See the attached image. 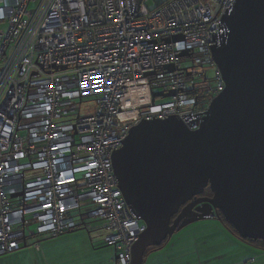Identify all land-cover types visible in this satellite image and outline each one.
Returning a JSON list of instances; mask_svg holds the SVG:
<instances>
[{
	"label": "built area",
	"instance_id": "built-area-1",
	"mask_svg": "<svg viewBox=\"0 0 264 264\" xmlns=\"http://www.w3.org/2000/svg\"><path fill=\"white\" fill-rule=\"evenodd\" d=\"M149 1L0 0V255L102 222L116 264L131 263L145 225L113 154L143 120L202 125L237 0Z\"/></svg>",
	"mask_w": 264,
	"mask_h": 264
},
{
	"label": "water",
	"instance_id": "water-1",
	"mask_svg": "<svg viewBox=\"0 0 264 264\" xmlns=\"http://www.w3.org/2000/svg\"><path fill=\"white\" fill-rule=\"evenodd\" d=\"M224 20L229 34L211 54L226 86L202 125L143 120L113 154L124 200L145 225L130 264L199 221L225 218L240 240L264 241V0H237Z\"/></svg>",
	"mask_w": 264,
	"mask_h": 264
},
{
	"label": "crops",
	"instance_id": "crops-1",
	"mask_svg": "<svg viewBox=\"0 0 264 264\" xmlns=\"http://www.w3.org/2000/svg\"><path fill=\"white\" fill-rule=\"evenodd\" d=\"M213 221H216V226L210 224L205 229H213L217 234L214 236H220L221 240L219 239L218 242H210V246L204 245L203 248L197 249V257H194L193 254H183L182 249L188 241L182 242L178 239L171 247H169V241L160 248L151 249L145 256L144 264H209L205 263L202 259L203 254L208 256L206 249H212L213 253L220 256L222 254V246L228 248L231 256L226 260H218L212 264H264V250L243 242L224 227L222 223L217 222L218 220ZM74 232H68L67 234ZM89 232L91 234L93 233L92 230ZM95 234L100 237V233ZM61 237L53 241H48V243H44L46 240L42 241L39 249L32 246L24 247L19 252L12 254L13 257L9 262H14L15 264H70V262L63 259L75 252L74 248H77L79 242L74 244L75 246L66 245L65 242L68 240V237L59 239ZM211 239L208 238V241ZM199 244L198 242L197 245ZM201 251H203V254ZM115 256L113 257V261L116 264ZM184 258H188V260Z\"/></svg>",
	"mask_w": 264,
	"mask_h": 264
},
{
	"label": "rangeland",
	"instance_id": "rangeland-1",
	"mask_svg": "<svg viewBox=\"0 0 264 264\" xmlns=\"http://www.w3.org/2000/svg\"><path fill=\"white\" fill-rule=\"evenodd\" d=\"M146 5L149 9L155 8V3L153 0L147 2ZM7 26L8 25H0V29H7ZM197 70L203 71V68H196L195 71L197 72ZM208 75L209 77H212L211 72H209ZM154 93L156 92H153L152 94ZM169 93H174V92H169ZM169 93L163 92V94H169ZM161 97L163 96H156V97L153 96V100L157 98L156 100L157 103H161L165 101V99H162ZM180 120L186 125V123L182 119ZM217 222L221 223L220 221ZM210 224L216 226V221L213 220L199 221L185 227L181 231L174 234V236L170 239L169 247H171V245H173V243L176 242L178 239H180V241L182 242L188 241V243L183 247L182 253L193 254L194 257L195 256L197 257V249L203 248L204 245L210 246V242H218L219 239L221 238L220 236H214L216 233L213 229H208V230L205 229L209 227ZM102 225H103L102 222H93L92 224L88 225L87 229L82 228L76 230L74 233L71 234L66 233V235H61L63 237L58 236L61 237L59 239L68 237V240L65 242L66 245L75 246L74 244L79 242L77 248H74L75 252H73L63 260L70 262V264H115V262L113 261V257L115 256L114 248L104 244L102 237H98L95 234V233H99V230H97L96 228H101ZM91 230L93 231L92 234L89 232ZM56 238L53 239L43 238L41 239L40 242L42 243V241L46 240L44 243H48V241H53ZM208 238H212V239L208 241ZM198 242L200 243L199 245H197ZM206 251L208 252V256L204 255L203 251H201V253L203 254L202 259L205 263H209V264H212L218 260L219 261L226 260L231 256V253H229V250L226 246H222L221 248L222 254H220V256H217L216 253H213L212 249H206ZM12 257H13L12 254L0 255V264H15L14 262H9V260H11ZM184 259L188 260V258H184Z\"/></svg>",
	"mask_w": 264,
	"mask_h": 264
},
{
	"label": "trees",
	"instance_id": "trees-1",
	"mask_svg": "<svg viewBox=\"0 0 264 264\" xmlns=\"http://www.w3.org/2000/svg\"><path fill=\"white\" fill-rule=\"evenodd\" d=\"M205 194L210 195V191L206 190ZM222 222L221 223L223 224V226L226 227L228 230H230L233 233V235L238 237V239H239V234L235 231L233 225L230 224L225 218H222ZM241 240L243 242L249 244V245H252L254 247H257L259 249L264 250V241L263 240H252V239H249V238H244V239H241Z\"/></svg>",
	"mask_w": 264,
	"mask_h": 264
},
{
	"label": "bare ground",
	"instance_id": "bare-ground-1",
	"mask_svg": "<svg viewBox=\"0 0 264 264\" xmlns=\"http://www.w3.org/2000/svg\"><path fill=\"white\" fill-rule=\"evenodd\" d=\"M141 93H144L145 91H143V89H139ZM132 129V128H131ZM130 129V131H131ZM130 131L128 132L127 136L129 135ZM127 138V137H126ZM125 141V140H124ZM123 145V144H122ZM119 150V149H118Z\"/></svg>",
	"mask_w": 264,
	"mask_h": 264
},
{
	"label": "flooded vegetation",
	"instance_id": "flooded-vegetation-1",
	"mask_svg": "<svg viewBox=\"0 0 264 264\" xmlns=\"http://www.w3.org/2000/svg\"><path fill=\"white\" fill-rule=\"evenodd\" d=\"M205 195H206V196H208L207 194H205ZM209 196H211V195H209ZM175 217H176V216H174V218H173V219H175Z\"/></svg>",
	"mask_w": 264,
	"mask_h": 264
},
{
	"label": "snow or ice",
	"instance_id": "snow-or-ice-1",
	"mask_svg": "<svg viewBox=\"0 0 264 264\" xmlns=\"http://www.w3.org/2000/svg\"><path fill=\"white\" fill-rule=\"evenodd\" d=\"M102 83V82H101Z\"/></svg>",
	"mask_w": 264,
	"mask_h": 264
}]
</instances>
